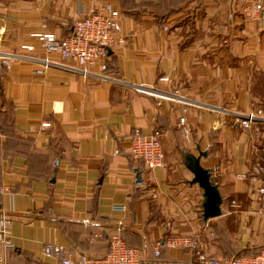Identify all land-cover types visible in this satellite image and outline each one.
Returning a JSON list of instances; mask_svg holds the SVG:
<instances>
[{"label": "crops", "instance_id": "0c3cea01", "mask_svg": "<svg viewBox=\"0 0 264 264\" xmlns=\"http://www.w3.org/2000/svg\"><path fill=\"white\" fill-rule=\"evenodd\" d=\"M100 5L121 11L124 43L110 51L107 78L84 77L34 34L66 36L82 7ZM8 53L30 58L0 66V185L10 190L0 216L12 218L15 243L0 264H60L46 243L102 258L117 234L150 264H200L190 247H169L170 235L213 256L264 248L252 174L264 158V116L241 124L264 115V0H0ZM154 130L164 166L150 169L128 151L137 131ZM197 158L223 198L219 216H204Z\"/></svg>", "mask_w": 264, "mask_h": 264}, {"label": "built area", "instance_id": "2783aa9c", "mask_svg": "<svg viewBox=\"0 0 264 264\" xmlns=\"http://www.w3.org/2000/svg\"><path fill=\"white\" fill-rule=\"evenodd\" d=\"M257 8L263 9L261 4H258ZM78 13L79 17L72 24L68 35L61 36L56 32L42 31L35 33L34 36L48 55H55L60 59V63L69 64L68 67L78 71L84 77L107 78L106 71L110 51L124 43L123 15L119 9L111 5H100L90 11L82 7ZM20 48L28 52L35 50V46L30 44H22ZM13 58H30V56L24 53L0 54V66L9 65ZM44 61L46 66L55 63L54 60L48 58ZM161 80L167 81L168 77H162ZM262 116L264 115L261 110L250 112L244 115L241 124L244 127H250ZM180 124L184 127L185 138L189 139L191 130L185 117L180 118ZM43 125H50V123ZM128 152L134 159L143 160L150 169L164 166L159 130H154L150 134L137 131L131 137ZM213 170L214 173H218L219 167H215ZM252 174L259 181L257 212L264 217V158L255 163ZM3 193H10V190L0 185V194ZM232 205L237 206V203L233 201ZM120 208L126 210L125 206ZM12 228V218L3 213L0 216V262L5 260L6 251L15 247ZM166 242L171 248L186 249L190 247L195 252L200 264H264V248L253 255L241 254L234 257H222L206 253L200 242L194 238L170 235ZM43 252L46 256L56 259L60 264H150L143 256L142 251L127 246L120 234L113 236L110 251L102 258L75 253L71 248L59 243H46ZM155 254H160V245H157Z\"/></svg>", "mask_w": 264, "mask_h": 264}, {"label": "water", "instance_id": "95a60500", "mask_svg": "<svg viewBox=\"0 0 264 264\" xmlns=\"http://www.w3.org/2000/svg\"><path fill=\"white\" fill-rule=\"evenodd\" d=\"M192 161L190 167L195 174L194 182L199 183L203 187L207 197L204 203V216L207 219L219 216L222 213L221 204L223 198L220 195L217 184H215L212 178L211 169L203 167L198 158ZM137 178L139 182H142L141 173H138Z\"/></svg>", "mask_w": 264, "mask_h": 264}, {"label": "trees", "instance_id": "16d2710c", "mask_svg": "<svg viewBox=\"0 0 264 264\" xmlns=\"http://www.w3.org/2000/svg\"><path fill=\"white\" fill-rule=\"evenodd\" d=\"M239 255H241V254H239ZM242 255H248V254H242ZM237 256V255H236Z\"/></svg>", "mask_w": 264, "mask_h": 264}]
</instances>
